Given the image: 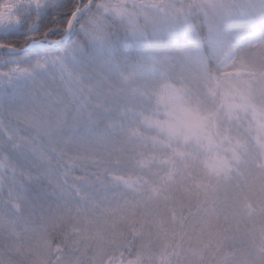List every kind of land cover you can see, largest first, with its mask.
Here are the masks:
<instances>
[{
	"label": "snow or ice",
	"instance_id": "snow-or-ice-1",
	"mask_svg": "<svg viewBox=\"0 0 264 264\" xmlns=\"http://www.w3.org/2000/svg\"><path fill=\"white\" fill-rule=\"evenodd\" d=\"M160 100L193 135L264 112V0H0V264H109L89 247L117 137L130 105Z\"/></svg>",
	"mask_w": 264,
	"mask_h": 264
},
{
	"label": "rangeland",
	"instance_id": "rangeland-1",
	"mask_svg": "<svg viewBox=\"0 0 264 264\" xmlns=\"http://www.w3.org/2000/svg\"><path fill=\"white\" fill-rule=\"evenodd\" d=\"M260 38L247 37L249 62L261 55ZM170 121L164 100L128 107L116 141L121 151L106 177L114 207L93 220L108 235L99 245L91 241L89 254L99 251L109 264L137 255L141 264H258L264 112L221 111L195 135L176 131Z\"/></svg>",
	"mask_w": 264,
	"mask_h": 264
}]
</instances>
